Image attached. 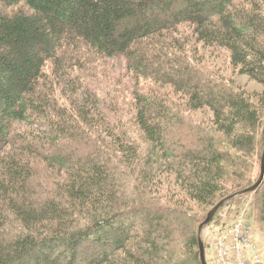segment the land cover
Masks as SVG:
<instances>
[{"label":"trees","instance_id":"trees-1","mask_svg":"<svg viewBox=\"0 0 264 264\" xmlns=\"http://www.w3.org/2000/svg\"><path fill=\"white\" fill-rule=\"evenodd\" d=\"M209 48L264 85V0H0V264H203L230 198L264 224V96Z\"/></svg>","mask_w":264,"mask_h":264},{"label":"rangeland","instance_id":"rangeland-1","mask_svg":"<svg viewBox=\"0 0 264 264\" xmlns=\"http://www.w3.org/2000/svg\"><path fill=\"white\" fill-rule=\"evenodd\" d=\"M206 59L209 61L210 64L215 65L217 70H221L224 72L227 76L237 77V79L244 84L245 86L250 88V90L255 94H260L264 96V85H261L260 83L252 80L248 76L241 75L238 72H235L234 68L231 66L230 61V54L226 52V50L218 49H206ZM113 69V73L115 75V86L120 88L122 91H125L129 89L128 81L134 78L133 74H130L126 67L127 65L123 61H116V63H112L111 66ZM126 70V71H125ZM143 89L147 90L148 92H168L170 94H173L172 90L168 86H163L160 83H156L152 80H144L142 82ZM178 98V97H176ZM180 99V98H179ZM179 102H183L182 99L179 100ZM193 116H196L197 119L202 121H207L212 118V111L210 109H205L201 112H197ZM171 179V178H170ZM173 181V179H171ZM255 197H248L245 198L243 201H241L240 204H232L231 207L225 208L222 212H220L217 216V220L213 222L212 225H210L203 234V237L205 239V236H207V233H209L211 230V227H213L215 224L217 225H224L233 223V221H236V218L239 215H244L248 221L249 226H251L253 231V239L255 243H257L261 251L263 252V262L260 264H264V224L260 222L259 220V211L258 207L256 205ZM208 260L210 264H219L217 261L218 257L216 253L214 252H208ZM251 258H253V254H251ZM250 264H259L256 263L253 259H251Z\"/></svg>","mask_w":264,"mask_h":264},{"label":"built area","instance_id":"built-area-1","mask_svg":"<svg viewBox=\"0 0 264 264\" xmlns=\"http://www.w3.org/2000/svg\"><path fill=\"white\" fill-rule=\"evenodd\" d=\"M244 215L233 223L211 227L205 236L208 252L216 253L219 264H250L263 262V252L253 239V231ZM253 254V258H251Z\"/></svg>","mask_w":264,"mask_h":264},{"label":"water","instance_id":"water-1","mask_svg":"<svg viewBox=\"0 0 264 264\" xmlns=\"http://www.w3.org/2000/svg\"><path fill=\"white\" fill-rule=\"evenodd\" d=\"M262 178L260 180V182L258 184H256L253 188H250L249 190H247L246 192H244L243 194H250V193H254L256 192L259 187H261L264 183V160H263V167H262ZM227 199L222 201L218 206H216L211 212L207 219V221L202 224L200 228V247H201V256H202V262L203 264H210L209 260H208V253H207V245H206V240L203 237L204 231L206 230V227H209L216 219L217 214H219V212L227 205V203L231 200Z\"/></svg>","mask_w":264,"mask_h":264}]
</instances>
